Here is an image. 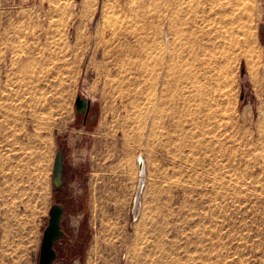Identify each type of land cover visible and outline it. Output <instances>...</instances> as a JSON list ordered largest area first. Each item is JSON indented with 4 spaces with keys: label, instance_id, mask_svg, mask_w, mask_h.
<instances>
[{
    "label": "rangeland",
    "instance_id": "obj_1",
    "mask_svg": "<svg viewBox=\"0 0 264 264\" xmlns=\"http://www.w3.org/2000/svg\"><path fill=\"white\" fill-rule=\"evenodd\" d=\"M59 150L53 264H264V0H0V264H39Z\"/></svg>",
    "mask_w": 264,
    "mask_h": 264
},
{
    "label": "water",
    "instance_id": "obj_2",
    "mask_svg": "<svg viewBox=\"0 0 264 264\" xmlns=\"http://www.w3.org/2000/svg\"><path fill=\"white\" fill-rule=\"evenodd\" d=\"M76 108L78 114L84 113V124L87 123V117L91 109V100L83 96H77ZM141 168L143 165H140ZM63 154L59 150L54 163V186L60 188L63 185ZM65 214V207L61 203H53L49 211L48 224L43 232V239L40 249L39 264H53L57 259L58 253L56 249L57 241L65 236L63 229V219Z\"/></svg>",
    "mask_w": 264,
    "mask_h": 264
},
{
    "label": "bare ground",
    "instance_id": "obj_3",
    "mask_svg": "<svg viewBox=\"0 0 264 264\" xmlns=\"http://www.w3.org/2000/svg\"><path fill=\"white\" fill-rule=\"evenodd\" d=\"M125 19V18H124ZM127 20V19H126ZM122 22H123V20H121ZM125 21V20H124ZM128 21V20H127ZM120 21H118V23H115V24H117V26H120L121 25V23H119ZM124 23V22H123ZM122 23V24H123ZM115 24H114V26H115ZM118 24H120V25H118ZM126 25H128L127 24V22H126ZM126 25H125V29H126ZM130 25V24H129ZM117 26L116 27H114L115 28V30H116V28H117ZM122 26H124V25H122ZM122 26H120V27H122ZM133 27V26H132ZM131 27V28H132ZM129 29H130V27H128ZM120 29V28H119ZM121 29H123V27L121 28ZM129 29H127V31L129 30ZM133 29V28H132ZM131 29V31L129 30V32H130V34H131V32H134V29L132 30ZM123 32H124V30H122ZM117 32H119V31H117ZM125 32H126V30H125ZM126 33H128V32H126ZM135 33V32H134ZM120 34H121V32H120ZM119 34V37L120 36H122L123 35V33H122V35H120ZM125 34V33H124ZM118 35V34H117ZM116 34H115V36H117ZM127 35H129V34H126V36ZM132 36H133V33L131 34ZM125 41H126V39H125ZM130 48H132L133 49V46L131 47L130 46ZM46 146H47V148L48 149H53V140L52 139H49V138H47L46 139ZM136 164L138 165V163H139V166L137 167V171H138V177H139V179H138V182L137 183H139V189H138V193H137V197H135V199H134V202H133V209H134V215L136 216V217H138L139 215H140V202H141V197L142 196H140V193H141V190L143 189V186H144V183L146 182L145 180H146V172H147V161H146V159L145 158H143L141 155H139L138 157H137V159H136ZM143 165V167L141 168V166L140 165ZM142 195V194H141ZM136 196V195H135ZM134 216V217H135Z\"/></svg>",
    "mask_w": 264,
    "mask_h": 264
},
{
    "label": "flooded vegetation",
    "instance_id": "obj_4",
    "mask_svg": "<svg viewBox=\"0 0 264 264\" xmlns=\"http://www.w3.org/2000/svg\"><path fill=\"white\" fill-rule=\"evenodd\" d=\"M92 121V116H91V109H90V112H89V115H88V117H87V123L88 122H91ZM68 179H69V175H68V170H67V168L64 166V170H63V185H62V187H60V188H56L55 189V194H60V196L62 197L61 199H59L58 201H54L53 203H55V202H57V203H61V204H63L64 205V207H65V214H64V219H63V223H62V225H63V229H64V232H65V236H62L58 241H57V243H56V249H57V253H58V256H57V258L59 257V249H60V247L63 245V243H61V241L64 239V238H67L68 237V228L66 227V225H65V218L67 217V201H66V199H67V197H66V189H67V186H68V184H69V181H68ZM52 203V204H53Z\"/></svg>",
    "mask_w": 264,
    "mask_h": 264
},
{
    "label": "crops",
    "instance_id": "obj_5",
    "mask_svg": "<svg viewBox=\"0 0 264 264\" xmlns=\"http://www.w3.org/2000/svg\"><path fill=\"white\" fill-rule=\"evenodd\" d=\"M87 124V123H86ZM86 124H84V126H86Z\"/></svg>",
    "mask_w": 264,
    "mask_h": 264
}]
</instances>
